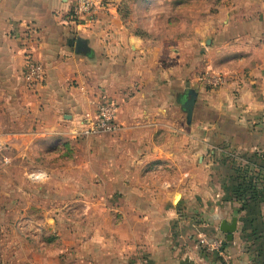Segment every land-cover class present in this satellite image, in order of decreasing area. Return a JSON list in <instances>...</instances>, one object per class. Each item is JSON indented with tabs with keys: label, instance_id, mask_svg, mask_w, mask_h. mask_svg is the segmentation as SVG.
<instances>
[{
	"label": "crops",
	"instance_id": "obj_1",
	"mask_svg": "<svg viewBox=\"0 0 264 264\" xmlns=\"http://www.w3.org/2000/svg\"><path fill=\"white\" fill-rule=\"evenodd\" d=\"M93 2L95 21L77 29L70 0H0V150L28 138L77 141L71 132L102 99L118 105L117 133L87 138L83 160L61 169L60 178L50 171L31 179L48 187L51 202L74 203L51 212L56 242L66 240L65 259L57 256L52 264H140L144 258L151 264H245L233 249L236 236L222 239L228 243L222 252L198 246L201 236L220 239V194H212L211 176H202L196 122L204 104L220 105L203 104L192 78L198 98L188 126L178 99L188 89L191 66L171 67L169 49L155 56L147 41L129 35L121 0ZM214 5L225 14L212 16L210 48L238 63L226 70V88L264 89V0ZM78 38L88 42L92 57L76 54L70 42ZM30 54L45 69L41 86L25 81ZM61 186L74 192L52 189ZM221 210V222L228 221L231 206Z\"/></svg>",
	"mask_w": 264,
	"mask_h": 264
},
{
	"label": "rangeland",
	"instance_id": "obj_2",
	"mask_svg": "<svg viewBox=\"0 0 264 264\" xmlns=\"http://www.w3.org/2000/svg\"><path fill=\"white\" fill-rule=\"evenodd\" d=\"M216 1L222 2L121 0L119 15L128 34L147 41L155 56L169 49L175 59L168 61L171 67H180L181 62L191 66L186 88L193 81L203 104L220 105L204 104L201 123L196 122L203 147L201 173L211 176L212 194H220L217 237L225 239L219 223L225 214L221 208L228 203L232 211L227 219L237 217L239 227L233 249L245 264H264V89L261 85H254L257 89L241 86L236 91L226 88V70L238 63L225 61L210 48L212 16L225 14L216 9ZM179 51H183L181 61ZM86 139L28 138L15 140L9 151L0 150V264H52L57 256L65 259L66 240L60 236L56 242L51 212L71 210L74 203L51 202L46 197L48 187L40 189L31 176L52 171L60 178L61 169L83 160L81 147ZM52 189L74 192L71 186ZM65 220L60 230L66 227Z\"/></svg>",
	"mask_w": 264,
	"mask_h": 264
},
{
	"label": "built area",
	"instance_id": "obj_3",
	"mask_svg": "<svg viewBox=\"0 0 264 264\" xmlns=\"http://www.w3.org/2000/svg\"><path fill=\"white\" fill-rule=\"evenodd\" d=\"M71 21L78 29L81 25L95 21L96 5L93 0H70ZM87 25V24H86ZM24 78L29 86H41L45 82V69L31 54L25 58ZM217 83L220 80H216ZM118 105L116 102L104 98L101 100L93 115L86 114L79 123V127L71 132L74 139L96 137L103 134H115L120 130L117 121ZM42 173L34 174L31 179H40ZM198 246L207 252H222L225 250V241L201 236ZM140 264H151L150 260L144 258Z\"/></svg>",
	"mask_w": 264,
	"mask_h": 264
},
{
	"label": "water",
	"instance_id": "obj_4",
	"mask_svg": "<svg viewBox=\"0 0 264 264\" xmlns=\"http://www.w3.org/2000/svg\"><path fill=\"white\" fill-rule=\"evenodd\" d=\"M70 45L74 47L75 52L78 55H85L88 57H92L93 55V51L89 47L88 42L82 38L71 41ZM197 98V91L192 88H188L187 91L184 92L178 99V103L180 104L182 111L186 114V124L188 126H191L193 122L194 108ZM237 228L238 218L234 217L230 222L223 220L220 224L219 230L225 235L228 242H232L234 234L237 232Z\"/></svg>",
	"mask_w": 264,
	"mask_h": 264
},
{
	"label": "trees",
	"instance_id": "obj_5",
	"mask_svg": "<svg viewBox=\"0 0 264 264\" xmlns=\"http://www.w3.org/2000/svg\"><path fill=\"white\" fill-rule=\"evenodd\" d=\"M228 243L227 242H225V245H227Z\"/></svg>",
	"mask_w": 264,
	"mask_h": 264
}]
</instances>
